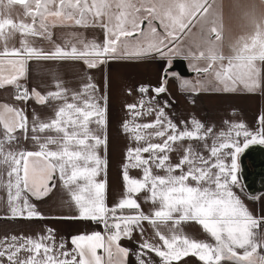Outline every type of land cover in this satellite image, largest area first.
<instances>
[{
  "label": "snow or ice",
  "instance_id": "obj_1",
  "mask_svg": "<svg viewBox=\"0 0 264 264\" xmlns=\"http://www.w3.org/2000/svg\"><path fill=\"white\" fill-rule=\"evenodd\" d=\"M203 96L264 101V0H0V264H264V108Z\"/></svg>",
  "mask_w": 264,
  "mask_h": 264
},
{
  "label": "crops",
  "instance_id": "obj_2",
  "mask_svg": "<svg viewBox=\"0 0 264 264\" xmlns=\"http://www.w3.org/2000/svg\"><path fill=\"white\" fill-rule=\"evenodd\" d=\"M113 77L114 81L117 78V71L113 70ZM242 104L248 107V111L251 114V121H253L256 117V114L259 110L264 108V101H261L257 97H246L241 98ZM245 109L247 107H244ZM113 174L115 172V163L117 159L116 148L119 143L116 137V130H115V111L113 110ZM250 121V122H251ZM244 161H245V172L243 175L242 182H247L246 186L248 187L249 191L253 194H259L264 192V146L254 145L250 146L249 149L245 151L244 154ZM61 194H56L53 198L47 201L43 208L46 212H50L51 214H60L65 212L66 209L61 207ZM47 223H53L52 221H47ZM0 226H3L0 224ZM54 226L59 229L62 233H69L77 230L81 227V225L74 224V223H61L55 222ZM11 227V226H9Z\"/></svg>",
  "mask_w": 264,
  "mask_h": 264
},
{
  "label": "rangeland",
  "instance_id": "obj_3",
  "mask_svg": "<svg viewBox=\"0 0 264 264\" xmlns=\"http://www.w3.org/2000/svg\"><path fill=\"white\" fill-rule=\"evenodd\" d=\"M226 5H229L234 2V0H224ZM241 2H246V0H241ZM258 3L259 0H256ZM113 70L117 71V78L115 80H131L134 78H139L142 75H148L151 73V65H141V66H135V65H113ZM241 98L246 97H229V98H222L217 96H203L200 100V109L205 112L206 114H214L217 109H220L226 105H233L237 107L240 112L242 113L243 117L247 119L249 122L251 121V114L248 111L249 106H245L242 104ZM180 107L184 108L187 107V105L181 100ZM244 107H247L246 109ZM115 111V108H114ZM244 154L241 155L239 164H240V177L243 179L245 169V161H244ZM247 182H243V185L245 186V190L250 192L248 187L246 186Z\"/></svg>",
  "mask_w": 264,
  "mask_h": 264
},
{
  "label": "water",
  "instance_id": "obj_4",
  "mask_svg": "<svg viewBox=\"0 0 264 264\" xmlns=\"http://www.w3.org/2000/svg\"><path fill=\"white\" fill-rule=\"evenodd\" d=\"M177 70L181 71V72H183L185 74H188L187 71H186V68L183 65V63H178Z\"/></svg>",
  "mask_w": 264,
  "mask_h": 264
}]
</instances>
